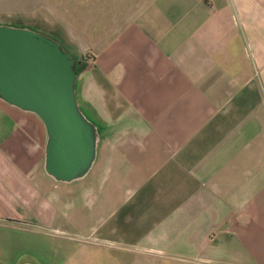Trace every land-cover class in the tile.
I'll return each mask as SVG.
<instances>
[{
    "label": "crops",
    "instance_id": "obj_1",
    "mask_svg": "<svg viewBox=\"0 0 264 264\" xmlns=\"http://www.w3.org/2000/svg\"><path fill=\"white\" fill-rule=\"evenodd\" d=\"M0 26L69 55L96 134L56 180L0 99V264H264V0H0Z\"/></svg>",
    "mask_w": 264,
    "mask_h": 264
},
{
    "label": "water",
    "instance_id": "obj_2",
    "mask_svg": "<svg viewBox=\"0 0 264 264\" xmlns=\"http://www.w3.org/2000/svg\"><path fill=\"white\" fill-rule=\"evenodd\" d=\"M74 77L73 61L57 44L0 26V99L42 121L47 136L45 170L59 181L83 175L96 139L76 107Z\"/></svg>",
    "mask_w": 264,
    "mask_h": 264
},
{
    "label": "built area",
    "instance_id": "obj_3",
    "mask_svg": "<svg viewBox=\"0 0 264 264\" xmlns=\"http://www.w3.org/2000/svg\"><path fill=\"white\" fill-rule=\"evenodd\" d=\"M80 52H81V53H83V55H84V56H87L86 54H84V52H83V51H80Z\"/></svg>",
    "mask_w": 264,
    "mask_h": 264
},
{
    "label": "rangeland",
    "instance_id": "obj_4",
    "mask_svg": "<svg viewBox=\"0 0 264 264\" xmlns=\"http://www.w3.org/2000/svg\"><path fill=\"white\" fill-rule=\"evenodd\" d=\"M80 51H82V49H79Z\"/></svg>",
    "mask_w": 264,
    "mask_h": 264
}]
</instances>
